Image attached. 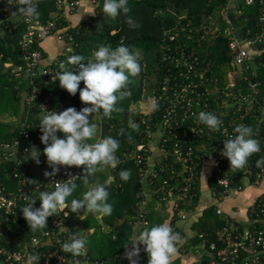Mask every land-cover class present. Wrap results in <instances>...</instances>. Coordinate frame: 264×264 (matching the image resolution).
Listing matches in <instances>:
<instances>
[{
	"label": "built area",
	"instance_id": "1",
	"mask_svg": "<svg viewBox=\"0 0 264 264\" xmlns=\"http://www.w3.org/2000/svg\"><path fill=\"white\" fill-rule=\"evenodd\" d=\"M243 1L245 5L257 2L256 20L253 25L255 31L241 28L239 33L236 28L238 26L233 24L235 20L228 15L230 1L220 6L221 12L225 10V16L221 13L222 25L210 28L212 37L219 36L227 40L228 56L232 65L241 69L240 78L223 79L214 71L212 60L194 52L183 50L179 56L167 54L162 57L163 61H168L176 67L182 65L178 73L181 86L174 83L169 87L164 80L158 89L152 91V105L158 102L163 104L160 119L154 127L150 123L145 125V143L139 145L140 151L132 149L127 153L126 158H132L139 166L142 184L135 194L136 204L127 220L131 230L136 231L128 232L127 242L141 232L138 229H143L146 224L150 226L145 209V183L156 200L171 203L176 213L184 218L186 211L182 205L188 204L191 198L197 195L194 190L204 164L209 163L213 181L225 193L232 188L237 176L239 181L247 178L253 184H258L264 177V168L254 171L249 159L243 169L234 170L230 168L228 158L222 155L224 140L236 135L234 128L239 124L252 126L260 144L264 145V94L260 80L255 78L256 70L263 66L264 59V0ZM79 4L80 0H66L70 9L78 7ZM59 5L60 0H57V8ZM6 9V6L1 8L3 11ZM214 14L215 10L208 15L211 22L215 20ZM21 18L25 28L18 40V48L23 68L19 66L17 73L23 70L26 86L29 88L24 91V100L31 105L37 102L41 117L48 114L47 111L53 110L50 107L51 92H43L40 84L43 79L53 82L55 72L59 70L51 64L39 67L43 54L37 44L48 36H55L66 42L72 41V35L68 34L67 28L57 26L54 19L56 17L44 22L34 17ZM7 24L3 21V28H6ZM199 28L206 29L205 25ZM152 105L146 112L139 110V113L150 115L153 111ZM200 111L218 114L216 116L222 121L220 131L210 130L193 117V112L198 114ZM147 121L152 122L150 116ZM38 125L39 123L33 125L29 132L25 127L30 125L21 121L20 128L12 138L0 141V171L2 163L12 161L15 165L4 177V180L11 178L10 186L0 175V237L6 239L9 244L14 243L13 246H7L0 242V261L6 264H28L29 255L35 252L41 256L39 264H129L127 260H118L116 256L94 258L86 249L85 253L79 256L63 252L61 244L68 240L69 233L78 234L66 223V219L72 214L67 208L48 217L46 229L13 235L14 229L18 227L17 222L20 219L25 220L21 207L26 206L29 199L38 195L39 191H53L55 181H66L72 176H77L73 167L60 166V171L54 177H45L44 172H51L52 169L47 164L46 156L42 154L45 145L40 140L42 133ZM32 146L41 151L39 164L31 158H25L26 150L30 151ZM159 164L162 166L157 168ZM175 164H179L182 176L171 169ZM160 171L165 172L167 177L155 187ZM29 173L32 179L29 178ZM234 186L241 188L238 181ZM160 192L164 194L160 195ZM39 206L40 201L36 200L34 207ZM64 212H68V216L65 217ZM216 213L222 212L216 209ZM250 216L253 222L242 227L232 216L224 213L225 224L219 229L217 236L221 245L217 247V242L212 241L207 246L202 240L201 248L207 250V264H264L262 197L257 198L250 208ZM61 226L66 227L68 231L61 232ZM172 228L177 232L175 226ZM111 238L116 239L112 232ZM140 247L143 249V245Z\"/></svg>",
	"mask_w": 264,
	"mask_h": 264
},
{
	"label": "trees",
	"instance_id": "2",
	"mask_svg": "<svg viewBox=\"0 0 264 264\" xmlns=\"http://www.w3.org/2000/svg\"><path fill=\"white\" fill-rule=\"evenodd\" d=\"M56 1L39 0L38 16L34 18L44 22L49 18L56 17L54 19L57 26L66 27L67 22L65 19L60 18L57 12ZM9 2L14 3L15 0H0V19L6 24L8 23L7 27L3 28V36H0V95L6 90L8 95L6 98H0V115L6 112L9 116L18 115L19 117L15 122H5L0 119V141L12 138L17 129L20 128L19 124L21 121L30 125V127H25L30 132L32 126L40 122L39 114L41 112L37 102L31 105L24 100L21 106L20 97L17 96L18 92H26L29 89L26 86V77L23 70L18 73V76L15 75L17 72L12 70L15 66L23 68L18 40L25 28V24L22 18L16 23H10L6 20L13 5H9ZM94 2L96 6L92 15L84 18L75 26L67 28L68 34L72 35V41L67 42L69 49L51 63V66L60 71L59 64L61 61H66L71 55H83L87 59L92 56L100 45H111L115 48L123 43L130 49H138L140 51L139 63L142 70L136 76V82L132 80L133 77L130 78L127 90L131 92V95L121 101L124 102V105L120 107L123 109L122 112H113L111 118L101 117L99 133V137L111 136L120 142V147L115 153L119 163L115 169L109 168L113 181L108 187L109 197L107 203L112 206V213L111 215L102 216L103 223L116 235V239L113 240L110 235V250L108 255L101 257V259L115 255L118 260L124 261L126 258H124L125 250L123 244L127 243L128 232L131 229L127 224V220L136 204L135 194L142 186L139 166L132 158H126V156L132 149L140 151L139 145H144L145 143V140H143L145 125L150 123L154 127L160 119V114L163 110V104L160 102L157 103L158 107L153 109L150 115L139 113V111L132 112L129 106L131 103L139 102L140 99L152 97V91L158 89L164 80L167 81L166 83L169 87L174 83L181 86V78L178 73L181 71L182 65L176 67V65L168 61H163V55L173 54L179 56L183 50L188 53L194 52L199 56L201 55V57L212 60L214 71L225 80H237L240 78L241 69L236 68L231 63L228 56L227 40L219 36L216 38L212 37L210 31V28L215 26L211 23V19H208V15L216 7L224 5L225 0H128V7L131 11L127 15L121 12L115 19L104 16L102 12L104 0H94ZM3 6L7 8L4 11L1 10ZM257 7L256 1L251 5H245L243 0H234L233 16L243 30L247 28H250L251 32L256 30L253 25L256 20ZM128 17H131L135 26L127 23ZM202 25H205L206 29L199 28ZM37 48L40 49L38 44ZM262 55H264V50ZM255 78L260 80L261 91L264 94V59L263 66L256 70ZM40 86L43 92H51L50 107L57 114L68 107H74L79 111L83 107L88 106L81 102L79 91L75 96L69 94L67 90L60 87L58 79L53 82L43 79ZM83 87L84 84L81 82L80 88ZM145 87L147 93L143 94ZM119 104L120 101L117 107H119ZM216 115L218 116V114ZM149 116L152 122L147 121ZM133 120L138 125V131L133 130L131 126ZM129 135L131 139H129ZM57 136L64 138L61 132H57ZM254 138L258 139V136L254 134ZM91 141L87 142L90 143ZM260 149V152L249 157L254 171L264 168V166H256V161L264 158V145L262 143L260 144ZM160 165L162 166V164H159L157 168ZM13 166L15 165L12 161L2 163L0 175H2L3 180L5 173ZM171 169L179 172L182 176L183 173L180 171L179 164H175ZM122 170H129L131 173L127 181L120 178ZM166 177L167 174L160 171L157 178L158 183L155 184V187H158L161 180ZM29 178L32 179L31 173H29ZM238 179L239 176L234 179V182H239ZM4 181L8 186L12 184L11 178ZM235 183L232 187H235ZM212 188L217 196L226 194L215 182ZM194 191L197 194V187ZM77 193L78 188L69 197V204L72 199H76ZM162 194L164 193L160 192V195ZM259 197L264 199V193ZM196 198L197 195L188 204L182 205V207L187 209L192 207V205L194 206ZM221 212V214L216 213V208L214 207L206 208L196 222V226L199 229L198 232H202L199 238H204L207 246L212 241L217 242V247L221 245L217 241L218 231L225 224L223 217L225 212L222 210ZM86 217L85 219H80L77 213H72L66 219V223L71 226L73 231L85 237L87 235L85 232L90 231L91 225H94L95 219H97L94 213H87ZM147 217L149 219L148 212ZM17 224L16 226L18 227L14 229L13 235L32 232L26 220L20 219ZM176 230L179 232L177 228ZM0 242L7 246H13L14 244H9L2 237H0ZM85 249L88 254L94 257L91 249L86 247ZM175 261L178 260H174L171 264H175ZM207 262L208 258L204 256L200 264H207Z\"/></svg>",
	"mask_w": 264,
	"mask_h": 264
},
{
	"label": "clouds",
	"instance_id": "3",
	"mask_svg": "<svg viewBox=\"0 0 264 264\" xmlns=\"http://www.w3.org/2000/svg\"><path fill=\"white\" fill-rule=\"evenodd\" d=\"M39 0H15L9 5H21L18 12H12V17L32 18L38 16ZM131 9L128 0H104L102 12L110 19L117 18L121 12L127 15ZM127 23L135 26L131 17ZM140 51L130 49L123 43L113 48L111 45H100L87 59L83 55H71L66 61L59 64L60 71L55 72L53 81H59L60 87L67 90L73 96L79 91V98L85 106L79 111L74 107L59 112L46 111L48 114L40 117L39 128L42 133L41 142L45 145L43 155L46 156L47 164L52 171H45V177H54L60 166L80 167L84 166L83 177L72 176L66 181H55L53 191H39L29 199L26 206L21 207L23 217L27 221L30 231L33 233L46 229L47 219L53 214L69 208L73 213L83 215L80 219L87 218L84 213H99L101 216L111 215L112 206L107 203L109 197L108 187L113 178L109 177L103 184H97L83 194L82 199H72L70 204L67 198L77 188V180L88 181L89 177L104 171L107 167L115 169L119 160L115 153L120 147V142L107 136L95 142L88 143L95 138L97 125L92 117L103 112V116L111 118L113 112H122L117 107L119 101L131 95L128 89L131 77L140 74L142 68L139 63ZM83 82L84 87L80 88ZM153 109L158 107L153 103ZM201 124L210 130L220 131L222 121L210 112H193ZM133 130L138 131V125L131 124ZM193 131V130H192ZM57 132L63 133L64 138H59ZM236 135L224 140L222 155L230 161V168L234 170L243 169L248 159L255 153L260 152V142L254 138V130L250 125L239 124L234 128ZM129 139L131 136L129 135ZM41 151L35 146L26 150V159H33L36 164L40 163ZM256 166H264V158L256 161ZM131 176L129 170H122L120 178L127 181ZM36 181L33 180V184ZM36 185V184H35ZM36 200L40 201L39 207H34ZM64 212V216H68ZM61 232L68 229L61 226ZM181 241L179 233L174 232L169 223L164 222L148 226L147 224L138 235L130 238L123 244L124 258L129 264H139L141 245L143 251L148 254V264H171L172 258L177 254V243ZM87 240L80 234L69 233L68 240L62 242L63 252L74 256L83 255ZM131 245V247H129ZM40 257L35 252L28 257V264H39Z\"/></svg>",
	"mask_w": 264,
	"mask_h": 264
},
{
	"label": "crops",
	"instance_id": "4",
	"mask_svg": "<svg viewBox=\"0 0 264 264\" xmlns=\"http://www.w3.org/2000/svg\"><path fill=\"white\" fill-rule=\"evenodd\" d=\"M229 1L230 4L228 9V15L233 20H235L233 16L234 0H225V3ZM95 6L96 4L94 0H80V4L78 5V7L74 9H70L66 5V0H60V5L57 8V12L59 13V17L65 19V21L67 22V26L64 28H68L75 26L76 24L80 23L81 20H83L84 18L88 17L89 15H92L95 11ZM19 7L22 6L13 4L11 9L9 10L6 20H8L10 23H16L19 20H21V17L14 18L10 16L12 12H18ZM215 13L217 14L218 17L217 21L218 23H220L217 25L221 26L222 18H221L220 6L216 7ZM217 17H215V19ZM233 24L235 26H238L236 28L240 33L241 27L239 26L238 21L235 20ZM3 34H4L3 20L0 19V36H3ZM68 46L69 45L65 40H60L55 36H48L43 38L39 43V47L43 54V58L40 61L39 67L53 63L55 60L59 58L60 55H62L63 53H65V51L69 49ZM17 68L18 66H15L12 70H14V72H17ZM17 74L15 75L17 76ZM98 140H100V138ZM211 179L212 177H211V170L209 163L204 164L200 173V178L197 182L196 204L194 206L192 205V207L190 208L185 209L186 212L184 218H181L176 213L171 203L167 201L156 200L155 197L152 195L148 184L145 183L144 187L147 193L145 209L148 212L150 226L154 224L167 222L169 223L170 226L172 225L175 226V229L176 228L178 229L179 234L181 236V241L178 242L176 245L177 254L172 258L171 262H173L174 260H178L179 264H200L201 259L204 256L207 257V250L201 248L202 240H204V238H199V237L202 232H198L199 229L196 226L197 220L199 219L200 215L206 208L214 207L216 209L222 210L223 212L232 216L233 219L242 227L249 226L253 222L252 217L250 216V208L252 207V205L255 203L256 199L259 196L258 197L254 196V198L249 203L247 201L239 202L241 196L236 197V195H234V192H231V189L234 188L241 191L243 190L242 188H244V186L253 183L249 182L247 178L240 179L239 182L241 184V188L238 189L236 187H232L228 190V192H226L225 195L221 194L217 196L214 193V190L210 184ZM263 180L264 178H262L258 184H254V185L260 186ZM263 189L264 188L259 187L260 191H263ZM246 192L249 193V199L252 198L253 196L252 190L248 189L246 190ZM94 214L95 217H98L101 220L102 222L101 228L105 226V224L102 221V216L99 213H94ZM142 230L143 229H138V231H142ZM135 231L136 229L134 230L130 229V232H135ZM90 232L91 231H89V233ZM0 264H6V263L0 261ZM139 264H148V254L144 252L143 249H141L139 254Z\"/></svg>",
	"mask_w": 264,
	"mask_h": 264
},
{
	"label": "rangeland",
	"instance_id": "5",
	"mask_svg": "<svg viewBox=\"0 0 264 264\" xmlns=\"http://www.w3.org/2000/svg\"><path fill=\"white\" fill-rule=\"evenodd\" d=\"M224 12H225V10L223 12H221V13H223V16H225ZM214 15L217 17L216 13ZM219 18H220V16H219ZM217 19H218V17L214 21L211 22L214 26H217V24H220V23H218ZM17 76H18V74H17ZM132 80L136 82L137 78L133 77ZM144 83H145V81H144ZM6 93H7V90L4 91L0 95V98H3V97L6 98L8 96ZM146 93H147V90L145 87L143 89V94H146ZM17 96L20 97V104H23L25 92H23V91L18 92ZM22 101H23V103H22ZM123 105H124V102L120 101L119 107H122ZM151 105H152V98L149 97L146 99H140L139 102H136L135 104L131 103V105L129 106V109H132V112L139 111V110H143V112H146L147 110H149ZM88 106H90V105H88ZM18 117H19L18 115L13 116V117L9 116L5 112L0 115V119L2 121H5V122H15L16 120H18ZM101 117H105V116H103L102 111H101V113H99V114L97 113L92 117V121L94 123H96V125H97V132H96L95 138L90 143L97 142V140L99 138H100V140L103 139L102 137H99V133H100V129H101L100 128L101 127V121H102ZM97 137H99V138H97ZM14 157H16V155H14ZM73 167H74L76 173L78 174V176L83 177L84 166H80V167L73 166ZM109 168L110 167H107L104 171L98 172L95 176L89 177L87 182H84L83 180H77L76 182L78 185L77 186L78 193H77L76 199H82L83 194L86 191H88L90 188L94 187L97 184H103L106 180H108L109 177H112L109 173ZM13 184H14V182H13ZM210 184H211V186H214V182L212 179H211ZM259 187L264 188V180L261 182L260 186L254 185V184H248V185L244 186V188H242L243 190H241V191L234 188V189H231V192H234V195H236V197L241 196L239 202H246L247 201L249 203L254 198V196L258 197L261 195V193H264V189H263V191H260ZM248 189L252 190V192H253V196L250 199H249V193L246 192V190H248ZM67 202H69V197L67 198ZM67 209L70 210L69 208H67ZM71 213H73V212H71ZM87 213L88 212H85L84 215L86 216ZM77 214L80 217L81 215H83V210H81V212L77 213ZM96 218L97 219L94 218L96 220L95 221L96 224L94 223V225H91V227H92L90 229L91 232L90 233L85 232L87 234V235H85V238L87 240L85 247L91 249L92 255L94 257L101 258V257H106L108 255L109 250H110L111 246L109 244V240H110L109 238L111 235V231H109L110 228L106 225H105L106 227L103 226L101 228L100 226L102 225V222L98 217H96ZM175 264H179V262L175 261Z\"/></svg>",
	"mask_w": 264,
	"mask_h": 264
}]
</instances>
